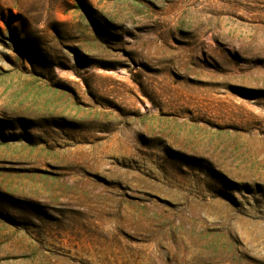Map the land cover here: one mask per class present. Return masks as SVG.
Segmentation results:
<instances>
[{"label": "rangeland", "instance_id": "1", "mask_svg": "<svg viewBox=\"0 0 264 264\" xmlns=\"http://www.w3.org/2000/svg\"><path fill=\"white\" fill-rule=\"evenodd\" d=\"M0 264H264V0H0Z\"/></svg>", "mask_w": 264, "mask_h": 264}]
</instances>
